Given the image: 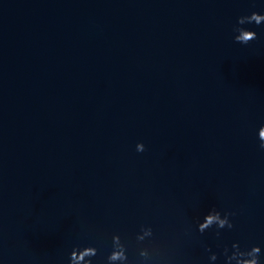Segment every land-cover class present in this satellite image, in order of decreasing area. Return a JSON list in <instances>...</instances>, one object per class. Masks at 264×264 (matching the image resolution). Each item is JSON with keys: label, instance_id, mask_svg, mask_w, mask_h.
Wrapping results in <instances>:
<instances>
[{"label": "water", "instance_id": "1", "mask_svg": "<svg viewBox=\"0 0 264 264\" xmlns=\"http://www.w3.org/2000/svg\"><path fill=\"white\" fill-rule=\"evenodd\" d=\"M252 11L264 0H0V264H69L77 245L107 264L116 233L130 260L224 264L238 241L264 264V24L247 45L233 30ZM213 206L235 213L220 236L198 231Z\"/></svg>", "mask_w": 264, "mask_h": 264}, {"label": "clouds", "instance_id": "2", "mask_svg": "<svg viewBox=\"0 0 264 264\" xmlns=\"http://www.w3.org/2000/svg\"><path fill=\"white\" fill-rule=\"evenodd\" d=\"M255 23L257 26L264 24V13L252 11L250 14L241 15L234 32L237 33L234 37L238 43L247 45L249 42L258 39V33L255 30L245 27V25ZM258 139L260 141V148L264 149V126H261L258 131ZM138 152L145 150L143 142H139L136 146ZM235 213L228 211L223 212L217 207L213 206L204 216L203 220H197L198 231L203 234L209 229L215 228L216 235L220 236L221 229H232L235 227L231 217ZM155 233L150 225H141L140 231L136 234V241L138 245L144 244L146 241L151 243ZM210 252V260L216 261L220 253L212 252L210 247L206 248ZM99 254V249L94 245H87L81 247L75 246L70 254L69 264H93V258ZM159 254L158 252L156 253ZM262 247L259 244L251 247H241L240 243L234 242L231 249L225 246L223 249V256L225 257L224 264H261ZM154 256L149 247H140L139 259L130 260L126 243L122 240L119 233L112 237V250L107 256V264H153ZM163 264H171V261L165 259Z\"/></svg>", "mask_w": 264, "mask_h": 264}]
</instances>
